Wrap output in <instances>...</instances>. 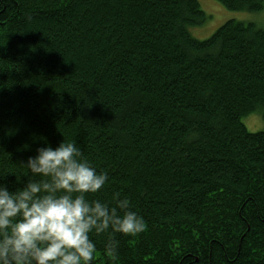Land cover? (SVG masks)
<instances>
[{
	"label": "trees",
	"instance_id": "obj_1",
	"mask_svg": "<svg viewBox=\"0 0 264 264\" xmlns=\"http://www.w3.org/2000/svg\"><path fill=\"white\" fill-rule=\"evenodd\" d=\"M206 18L199 0H0V183L73 142L108 175L90 198L119 192L146 222L94 235L95 264H264V129L243 122L264 120V29L201 40Z\"/></svg>",
	"mask_w": 264,
	"mask_h": 264
},
{
	"label": "clouds",
	"instance_id": "obj_2",
	"mask_svg": "<svg viewBox=\"0 0 264 264\" xmlns=\"http://www.w3.org/2000/svg\"><path fill=\"white\" fill-rule=\"evenodd\" d=\"M24 164L23 187L13 191L0 183V264H95L94 235L146 231L128 197L114 192V206L90 198L108 175L83 159L75 143L40 147ZM111 233L104 245L109 255L118 247Z\"/></svg>",
	"mask_w": 264,
	"mask_h": 264
},
{
	"label": "rangeland",
	"instance_id": "obj_3",
	"mask_svg": "<svg viewBox=\"0 0 264 264\" xmlns=\"http://www.w3.org/2000/svg\"><path fill=\"white\" fill-rule=\"evenodd\" d=\"M202 10L206 13L203 24L190 28L191 34L198 39L210 37L222 24L228 20L252 22L264 29V7L257 12L232 11L216 0H199ZM249 131L257 132L264 129V120L256 114L243 118Z\"/></svg>",
	"mask_w": 264,
	"mask_h": 264
}]
</instances>
